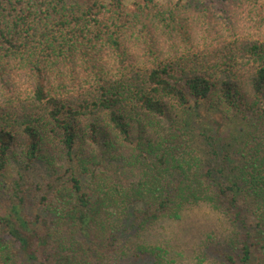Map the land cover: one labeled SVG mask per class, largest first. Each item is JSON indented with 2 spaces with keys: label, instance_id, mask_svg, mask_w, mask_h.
<instances>
[{
  "label": "trees",
  "instance_id": "16d2710c",
  "mask_svg": "<svg viewBox=\"0 0 264 264\" xmlns=\"http://www.w3.org/2000/svg\"><path fill=\"white\" fill-rule=\"evenodd\" d=\"M264 264V0H0V264Z\"/></svg>",
  "mask_w": 264,
  "mask_h": 264
},
{
  "label": "rangeland",
  "instance_id": "374dc122",
  "mask_svg": "<svg viewBox=\"0 0 264 264\" xmlns=\"http://www.w3.org/2000/svg\"><path fill=\"white\" fill-rule=\"evenodd\" d=\"M125 2L130 4L131 0H125ZM231 228L229 221L217 218L208 207L199 206L185 211L181 220L167 224L163 229V240L169 241L184 254V258H181L183 264H196L197 260L195 261L192 256L196 252L199 253L200 240L209 233L214 241H218L216 237H227L231 233Z\"/></svg>",
  "mask_w": 264,
  "mask_h": 264
}]
</instances>
